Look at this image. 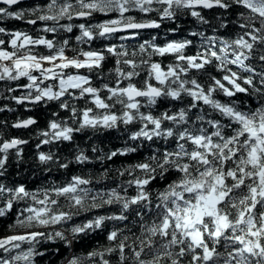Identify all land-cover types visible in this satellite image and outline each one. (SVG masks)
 I'll return each mask as SVG.
<instances>
[{
  "label": "clouds",
  "instance_id": "obj_1",
  "mask_svg": "<svg viewBox=\"0 0 264 264\" xmlns=\"http://www.w3.org/2000/svg\"><path fill=\"white\" fill-rule=\"evenodd\" d=\"M0 264H264V0H0Z\"/></svg>",
  "mask_w": 264,
  "mask_h": 264
}]
</instances>
